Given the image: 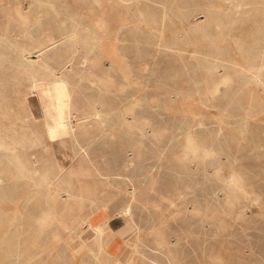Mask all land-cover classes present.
Listing matches in <instances>:
<instances>
[{"label": "rangeland", "instance_id": "obj_1", "mask_svg": "<svg viewBox=\"0 0 264 264\" xmlns=\"http://www.w3.org/2000/svg\"><path fill=\"white\" fill-rule=\"evenodd\" d=\"M52 1L0 0V264H264V0Z\"/></svg>", "mask_w": 264, "mask_h": 264}, {"label": "bare ground", "instance_id": "obj_2", "mask_svg": "<svg viewBox=\"0 0 264 264\" xmlns=\"http://www.w3.org/2000/svg\"><path fill=\"white\" fill-rule=\"evenodd\" d=\"M29 1V3L30 4H32L33 5V7L32 6H29L28 8L29 9H31L30 11H32L33 12V14L39 19L41 16H46V15H48L50 12L48 11V10H42V7L45 5H47L48 7H50V11H52V13L56 16V17H60L61 15H62V13H65V16H74V15H72V14H68L66 11H63V10H60L58 7H56V5L53 3V1L52 0H28ZM58 1V0H57ZM81 1H83V2H85L86 0H81ZM123 1H126V0H123ZM135 1H137V0H135ZM139 1V0H138ZM137 1V2H138ZM141 1V0H140ZM2 2V1H1ZM75 2V1H74ZM91 2L93 3H96L97 5H99V6H101V5H104V0H91ZM107 2V1H106ZM105 2V3H106ZM136 2V3H137ZM233 2V1H232ZM255 2V1H254ZM6 3L7 4H9L10 3V1H6ZM55 3H56V1H55ZM133 3V2H132ZM245 3V2H244ZM57 4V3H56ZM74 4V3H73ZM108 4V3H107ZM124 4H125V2H124ZM135 4V3H134ZM238 4V3H237ZM251 4V3H250ZM72 5V4H71ZM131 5V4H130ZM239 5V4H238ZM255 5V4H254ZM80 6V5H79ZM84 6V5H83ZM140 6V5H139ZM130 7V6H129ZM138 7V6H137ZM80 8H81V6H80ZM132 8V7H131ZM75 9V8H74ZM83 9V8H82ZM137 9V8H136ZM254 9V8H253ZM25 9H23V8H20V9H18V8H16V7H14V8H12V12L13 13H11V8H7V10H6V13H7V15H8V18L9 17H11L12 15H14L13 17H16L17 19H19L20 21H22V22H26L27 20V18H28V16H26V14L23 12ZM76 10V9H75ZM78 10V9H77ZM103 10H105L104 9V6H103ZM236 10H237V8H236ZM28 11V10H27ZM26 11V12H27ZM137 11V10H136ZM255 11V10H254ZM81 13H83L82 11H80ZM229 12V11H228ZM227 12V13H228ZM233 12V11H232ZM246 12V11H245ZM81 13H79L80 14V17L82 16V14ZM12 14V15H11ZM67 18V17H66ZM72 20H73V23H71L70 25H65V24H63V25H61V26H59V28H55L56 29V31H57V33H60L61 35H62V37H65V38H67V39H69V40H73V39H77V38H82L83 37V39H84V43H86V47H87V50L89 51V52H92L94 49H96L95 47H96V42L95 43H93V41H92V39H93V33H92V31H91V29H88V27H83L82 26V24H81V22L79 21L80 19H75V18H72V17H70ZM158 18V17H157ZM59 19V18H58ZM256 19V18H255ZM40 20V19H39ZM107 20V19H106ZM110 20V19H109ZM40 26H41V24H40ZM39 28H41V27H39ZM224 28V27H223ZM3 29V28H2ZM41 30H42V28H41ZM47 30V29H46ZM45 29H43L42 30V32H44V31H46ZM48 30H51L52 32H54V30L53 29H48ZM96 36V35H95ZM97 39V38H96ZM89 40H91L92 42H90ZM258 43V42H257ZM98 44V43H97ZM100 44V43H99ZM255 45V44H254ZM180 55V54H179ZM68 70V69H67ZM29 72V71H28ZM16 73V72H15ZM55 73V72H54ZM19 75V74H18ZM53 75V74H52ZM51 75V76H52ZM63 75V74H62ZM15 76V75H14ZM29 76V75H28ZM60 76V75H59ZM53 77V76H52ZM55 77V76H54ZM53 77V78H54ZM61 77V76H60ZM60 79V78H59ZM65 79H67V78H65ZM39 80H40V78H39ZM58 80V79H57ZM64 83V82H63ZM67 83V82H66ZM65 83V84H66ZM75 84H77V83H75ZM48 85H49V83H48ZM69 85V84H68ZM30 88V90H29V92L30 93H34L35 95H37V96H35L36 98H35V104H36V108H47L48 106H50V104L52 103V101L49 99V96H47V92L46 91H41V92H39V91H36V89H34V85H32V86H30L29 87ZM69 87H67V89H68ZM39 89V88H38ZM37 89V90H38ZM41 89V88H40ZM43 90V89H42ZM49 90V89H48ZM66 90V89H65ZM37 93V94H36ZM38 93H39V95H41V96H43V98H42V100H40V97H39V95H38ZM72 95V94H71ZM72 97V96H71ZM65 98V97H64ZM73 98V97H72ZM60 100V99H59ZM55 101V100H54ZM63 101V100H62ZM61 101V102H62ZM65 101H67V100H65ZM72 101V100H71ZM68 102H69V100H68ZM67 103V102H66ZM71 103V102H70ZM66 105V104H65ZM55 106V105H54ZM59 106H60V104H59ZM58 106V107H59ZM69 106V105H68ZM71 107H72V105H70ZM53 107V106H52ZM63 107V106H62ZM67 107V106H66ZM68 108V107H67ZM61 110V109H60ZM68 110V109H67ZM72 111V110H71ZM64 112V111H63ZM73 112V111H72ZM66 113V112H65ZM70 114H71V112H70ZM73 114V113H72ZM71 114V115H72ZM19 119L21 120V123H22V125H27V126H29V122L31 123L32 122V120L30 121V119H32V118H34L35 116H36V112L35 111H28L27 109L25 110H23V109H21V110H19ZM67 115V114H66ZM66 115H64V116H66ZM69 115V114H68ZM74 115V114H73ZM72 115V116H73ZM60 116V115H59ZM70 116V115H69ZM76 116V115H75ZM91 116V115H90ZM95 116V115H94ZM85 117V116H84ZM87 117V116H86ZM18 118H17V120H18ZM73 118V117H72ZM68 119V118H67ZM76 121V120H75ZM33 123V122H32ZM31 123V125H32V129H34V130H32V131H36V129H37V126H35L34 124H32ZM71 128V127H70ZM64 129V128H63ZM74 130V129H73ZM26 132V131H25ZM31 132V131H30ZM55 132V131H54ZM73 132V131H72ZM71 133V132H70ZM6 136V135H5ZM260 145V144H259ZM24 146H25V144H24ZM18 148H19V146H18ZM85 156V155H84ZM18 167V166H17ZM17 173V172H16ZM50 179V178H49ZM248 180V179H247ZM79 181V180H78ZM49 182V181H48ZM52 184V183H51ZM54 184V183H53ZM54 186V185H53ZM40 188V187H39ZM52 191V190H51ZM65 191V190H64ZM67 191V190H66ZM68 192V191H67ZM53 193V192H52ZM58 193V192H57ZM61 195V194H60ZM51 195H49L48 197H50ZM59 196V195H58ZM47 197V198H48ZM87 197V196H86ZM52 198H53V196H52ZM55 198V197H54ZM65 198V197H64ZM134 199V198H133ZM51 200H54V199H51ZM55 201V200H54ZM58 201V200H57ZM55 204V203H54ZM53 204V205H54ZM256 205V204H255ZM66 207V206H65ZM248 211V210H247ZM111 213V208L109 207V208H104V209H102L101 210V212L100 213H98L94 218H92L91 220H89L88 221V223H87V229L89 230V232H91L92 233V235L93 236H95V238H96V241H97V243L98 242H100V241H103V243H102V247L104 248L105 247V239L107 240V238H106V236H108L109 234H113L114 232H115V230H113L112 229V223L113 222H111L110 220H107V219H105L106 218V216H108V214H110ZM108 218V217H107ZM53 219V218H52ZM100 221H103L104 223H103V225L101 224H99V222ZM222 221V220H221ZM86 226V225H85ZM106 230H108V232H106ZM107 233V234H106ZM95 241V240H94ZM93 241V242H94ZM91 244V243H90ZM3 247V246H2ZM101 249V248H100ZM137 252V251H136ZM124 260V259H123ZM211 260V259H210Z\"/></svg>", "mask_w": 264, "mask_h": 264}]
</instances>
